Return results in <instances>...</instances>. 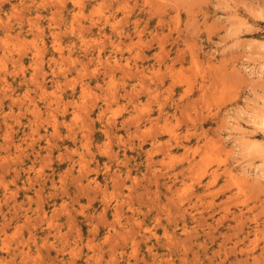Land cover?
<instances>
[{"label":"rangeland","instance_id":"rangeland-1","mask_svg":"<svg viewBox=\"0 0 264 264\" xmlns=\"http://www.w3.org/2000/svg\"><path fill=\"white\" fill-rule=\"evenodd\" d=\"M263 98L264 0H1L0 263L264 264Z\"/></svg>","mask_w":264,"mask_h":264},{"label":"bare ground","instance_id":"bare-ground-1","mask_svg":"<svg viewBox=\"0 0 264 264\" xmlns=\"http://www.w3.org/2000/svg\"><path fill=\"white\" fill-rule=\"evenodd\" d=\"M0 1H1V0H0ZM42 8H43V7H42ZM13 9L16 10L15 8H13ZM37 17H38V16H37ZM39 17H40V16H39ZM81 29H82V28H81ZM78 31H80V30H78ZM53 32H54V31H53ZM78 33H79V32H78ZM82 33H83V31H82ZM75 34H76V33H75ZM84 34H85V33H84ZM101 34H102V33H101ZM79 35H80V33L78 34V36H79ZM104 37H105V36H104ZM86 38H87V37H86ZM94 39H95V38H94ZM78 40H79V38H78ZM80 40H81V39H80ZM85 40H86V39H85ZM85 40H84V41H85ZM82 41H83V39H82ZM82 41H81V42H82ZM86 41H87V40H86ZM88 42H89V41H87L86 43H88ZM92 42H93V41H92ZM92 42H91V43H92ZM94 42H95V41H94ZM83 44H84V43H83ZM84 45L87 46V45H89V44H84ZM86 46H85V47H86ZM86 52H87V51H86ZM96 55H97V54H96ZM3 66H4V65H3ZM262 102L264 103V98H263ZM263 109H264V108H263ZM259 112H260V115L255 116V117L258 119V120H256V121L258 122V124H259L260 126H262L261 128H263V130H264V111H263V112L259 111ZM254 115H255V114H254ZM251 117H252V115H251ZM255 117H253V118L255 119ZM253 118H252V119H253ZM252 119H251V120H252ZM258 124H257V125H258ZM254 125H255V123H254ZM6 127H7V126H6ZM261 130H262V129H261ZM241 133H242V132H241ZM244 134H245V133H244ZM10 137H11V136H10ZM154 137H155V136H154ZM174 138H175V137H174ZM10 139H11V138H10ZM151 140H152V139H151ZM11 141H12V140H11ZM155 143H156V142H155ZM167 143H170V142H167ZM262 144H263V143H262ZM161 146H162V145H161ZM172 146H173V145H172ZM8 147H9V146H8ZM10 147H11V146H10ZM10 147H9V148H10ZM108 147H109V146H108ZM165 147H166V146H165ZM170 147H171V146H170ZM261 147H262V145H261ZM16 148H17V147H16ZM20 148H21V147H20ZM131 148H132V147H131ZM162 148H163V147H162ZM171 148H172V147H171ZM132 149H133V148H132ZM157 149H159V148H157ZM169 149H170V148H169ZM105 150H106V149H105ZM151 150H152V149H151ZM106 151H107V150H106ZM160 151H162V150H160ZM164 151H165V150H164ZM158 152H159V151H158ZM162 152H163V151H162ZM165 153H167V152L165 151ZM7 154H8V153H7ZM36 154H37V153H36ZM149 154H150V153H149ZM151 154H152V152H151ZM38 155H39V154H38ZM116 155H118V154H115V156H116ZM152 155H153V154H152ZM152 155H151V156H152ZM108 156L110 157V153H109ZM108 156H107V157H108ZM7 157H8V156H7ZM41 157H42V156H41ZM43 157H44V156H43ZM45 157H46V156H45ZM116 157H118V156H116ZM2 158H3V157H2ZM15 158H16V157H15ZM3 159H4V158H3ZM6 159H7V158H5V161H6ZM9 159H10V157H9ZM19 159H20V158H19ZM19 159H15V160H19ZM13 160H14V159H13ZM193 160H194V159H193ZM193 160H192V162H194ZM195 160H196V159H195ZM200 160H201V159H200ZM5 161H4V162H5ZM10 161H11V160H10ZM19 161H20V160H19ZM79 161H80V160H79ZM149 161H150V160H149ZM4 162H3V163H4ZM156 162H157V161H156ZM202 162H203V159H202ZM5 163H6V162H5ZM11 163H12V162H11ZM72 163H73V162H72ZM127 163H128V162H127ZM146 163H147V162H146ZM157 163H158V162H157ZM7 164H8V163H7ZM78 164H79V163H78ZM121 164H122V163H121ZM150 164H153V162L150 163ZM150 164H147V165H150ZM189 164H190V163H189ZM191 164L194 165L195 163H191ZM191 164H190V165H191ZM197 164H198V163H197ZM31 165H32V164H31ZM31 165H30V166H31ZM79 165H80V164H79ZM138 165H139V164H138ZM154 165H155V164H154ZM193 165H192V167H193ZM1 166H2V165H1ZM72 166H74V165H72ZM200 166H201V165H200ZM200 166H199V168H200ZM9 167H10V166H9ZM80 167H81V165H80ZM80 167H79V169L83 168V165H82L81 168H80ZM85 167H86V166H85ZM108 167H109V166H108ZM186 167H189V166L187 165ZM186 167H185V168H186ZM168 168H169V167H168ZM263 168H264V167H263ZM2 169H3V168H2ZM5 169H6V168H5ZM8 169H9V168H8ZM86 169H87V168H86ZM90 169H91V168H90ZM127 169H128V168H127ZM145 169H146V168H145ZM145 169H144V171H145ZM200 169H201V168H200ZM24 170H25V169H24ZM88 170H89V169H88ZM139 170H140V169H139ZM152 170H153V169H152ZM179 170H180V169H179ZM193 170H195V168H194ZM78 171H79V170H78ZM83 171H84V170H83ZM90 171H91V170H90ZM90 171H89V172H90ZM116 171H117V170H116ZM181 171H183V170H181ZM243 171H245V169H243ZM243 171H242V173H243ZM28 172H29V171H28ZM67 172H69V171H67ZM84 172H85V171H84ZM192 172H193V171H192ZM128 173H129V172H128ZM144 173H145V172H144ZM183 173H184V172H183ZM233 173H234V172H232V171L229 169V171H228V175H229L230 177H234V176H235V175H233ZM0 174H1V173H0ZM38 174H39V172H38ZM40 174H41V173H40ZM77 174H78V173H77ZM82 174H83V173H82ZM86 174H88V172H87ZM117 174H121V173L117 172ZM187 174H188V173H187ZM189 174H192V173L190 172ZM214 174H215V172H214ZM214 174H213V175H214ZM235 174H236V173H235ZM61 175H63V174H61ZM133 175H134V174H133ZM147 175H149V174H147ZM153 175H154V174H153ZM155 175H156V174H155ZM166 175H167V174H166ZM180 175H181V173H180ZM183 175H184V174H183ZM183 175H182V176H183ZM193 175H194V174H193ZM193 175H192V176H193ZM203 175H204V172H203ZM215 175H216V174H215ZM79 176L82 177L81 175H79ZM84 176H85V175H84ZM111 176H112V175H111ZM111 176H110V177H111ZM113 176H114V175H113ZM116 176H119V175H116ZM131 176H132V175H131ZM157 176H158V175H157ZM160 176H161V175H160ZM163 176H164V175H163ZM173 176H174V175H173ZM175 176H176V175H175ZM177 176H178V174H177ZM216 176H217V175H216ZM248 176H249V175H248ZM1 177H2V176H1ZM1 177H0V178H1ZM33 177H34V176H33ZM35 177L37 178V176H35ZM80 177H78V176L75 177V178L73 179L72 182H73L74 184H75V183H76V184H77V183H78V184H82V179H81ZM124 177H125V176H124ZM132 177H133V176H132ZM147 177H148V176H147ZM150 177H151V176H150ZM150 177H148V178H150ZM154 177H155V176H154ZM161 177H162V176H161ZM164 177H165V176H164ZM169 177H170V176H169ZM186 177H188V175H187ZM190 177H191V176H190ZM242 177H243V176H242ZM63 178H64V179L62 180V183H61V184H62V189H61L62 191H61V192H62V194H63L64 197H65V196H70V194H69L70 186H69L68 182L65 181L66 178H67L66 174H65V176H64ZM112 178H114V177H112ZM125 178H126V177H125ZM129 178H130V177H129ZM143 178H144V175H143ZM159 178H160V177H159ZM175 178H176V177H175ZM214 178H215V177H214ZM245 178H246V177H245ZM11 179H12V178H11ZM30 179H31V178H30ZM115 179H116V178H115ZM126 179H127V178H126ZM152 179L154 180V178H152ZM168 179H169V178H168ZM199 179H200V178H199ZM231 179H232V178H231ZM7 180H8V179H7ZM36 180H37V179H36ZM128 180H129V179H128ZM147 180H148V179H147ZM244 180H246V179H244ZM3 181H4V180H3ZM64 181H65V182H64ZM119 181H120V180H119ZM145 181H146V180H145ZM173 181H174V180H172V183H173ZM175 181H176V179H175ZM175 181H174V182H175ZM1 182H2V181H1ZM43 182H44V180H43ZM95 182H96V181H95ZM95 182H94V183H95ZM112 182H113V181H112ZM115 182H116V181H115ZM133 182H134V181H133ZM146 182H147V181H146ZM150 182H151V181H150ZM153 182H154V181H153ZM155 182H156V181H155ZM157 182H158V180H157ZM198 182H199V181H198ZM198 182H197V183H198ZM84 183H85V182H84ZM119 183H121V182H119ZM119 183H118V184H119ZM134 183H135V182H134ZM148 183H149V182H148ZM172 183H171V185H172ZM76 184H75V185H76ZM78 184H77V185H78ZM90 184H91V183H90ZM95 184H96V183H95ZM113 184H114V185H113L114 188H116V187H115L116 183H113ZM137 184H138V183H137ZM155 184H156V183H155ZM155 184H154V189H155ZM0 185H1V183H0ZM124 185H125V184H124ZM156 185H157V184H156ZM169 185H170V184H169ZM169 185H167V186H169ZM79 186H80V185H79ZM81 186H82V185H81ZM81 186H80L81 189H82V188L85 189V187H81ZM84 186H85V185H84ZM95 186H96V185H95ZM98 186H99V185H98ZM103 186H104V185H103ZM111 186H112V185H111ZM146 186H148V185H146ZM75 187H76V186H75ZM88 187H89V185H88ZM144 187H145V186H144ZM42 188H43V187H42ZM42 188H40V189H42ZM104 188H106V187H104ZM122 188H123V187H122ZM142 188H143V187H142ZM142 188H141V189H142ZM148 188H149V187H148ZM156 188H157V187H156ZM6 189H7V188H6ZM81 189L78 190L77 187H76V190H75V191L80 193ZM86 189H87V188H86ZM92 189H93V188H92ZM117 189H118V186H117V188L115 189L114 192H117V193H118V191H116ZM130 189H132V188H128V190H130ZM146 189H147V188H146ZM163 189H164V188H163ZM190 189H192V188H190ZM82 190H83V189H82ZM88 190H89V188H88ZM90 190H91V189H90ZM90 190H89L88 192L86 191V192H87L86 196H87V198L90 199V200H92V199L94 198L95 195H98V194H102V195H103V194L105 193V192L103 191V190H105V189L100 190L99 187H95V188L93 189L94 191H92V190L90 191ZM134 190H135V189H134ZM152 190H153V189H152ZM168 190L170 191L169 188H168ZM173 190H174V189H173ZM173 190H172V191H173ZM84 191H85V190H84ZM105 191H106V190H105ZM139 191H140V190H139ZM147 191H148V190H147ZM155 191H156V190H155ZM166 191H167V190H166ZM172 191H171V192H172ZM40 192H41V191H40ZM76 192H75V193H76ZM142 192H143V191H142ZM189 192H190V191H189ZM128 193H129V192H128ZM139 193H140V192H139ZM139 193H138V194H139ZM144 193H145V190H144ZM147 193H148V192H147ZM155 193H156V192H155ZM172 193H173V192H172ZM181 193H182V192H181ZM202 193H203V192H202ZM156 194H157V193H156ZM188 194H189V193H188ZM194 194H195V193H194ZM72 195H73V194H72ZM72 195H71L70 197H72ZM77 195H78V193H76V195H74L75 198L72 197V198H73V201L78 202L77 199H79V198H76ZM104 195H105V194H104ZM122 195H123V194H122ZM129 195H130V193L128 194V196H129ZM131 195H132V194H131ZM141 195H142V193H141ZM145 195H147V194H145ZM148 195H149V194H148ZM150 195H151V194H150ZM164 195H165V194H164ZM184 195H185V194H184ZM197 195H198V197H200L199 194H197ZM125 196H126V195H125ZM138 196H139V195H138ZM138 196H136V198L139 199L140 196H139V197H138ZM167 196H169V195H167ZM171 196H172V194H171ZM187 196H188V195H187ZM187 196H186V197H187ZM102 197H103V196H102ZM112 197H113V196H112ZM163 197H164V196H163ZM165 197H166V195H165ZM189 197H190V196H189ZM196 197H197V196H196ZM30 198H31V197H30ZM37 198H38V197H37ZM91 198H92V199H91ZM110 198H111V197H110ZM129 198H131V197H129ZM178 198L181 199L180 196H179ZM182 198H183V196H182ZM28 199H29V198H28ZM104 199L106 200L105 196H104ZM104 199L102 198L101 200H104ZM134 199H135V198H134ZM148 199H149V198H148ZM150 199H151V198H150ZM165 199H167V198H165ZM170 199H171V198H170ZM172 199H173V198H172ZM174 199H175V198H174ZM185 199H186V198H185ZM200 199H201V197H200ZM29 200H30V199H29ZM109 200H110V199H109ZM118 200H119V199H118ZM123 200H124V199H123ZM142 200H143V199H142ZM152 200H153V198H152ZM152 200H151V201H152ZM154 200H155V199H154ZM154 200H153V201H154ZM156 200H157V198H156ZM176 200H177V202H178V199H176ZM183 200H184V198H183ZM196 200H197V199H196ZM93 201H94V200H93ZM93 201H92V202H93ZM170 201L173 202L172 200H170ZM179 201H180V200H179ZM181 201H182V199H181ZM185 201H186V200H185ZM197 201H198V200H197ZM101 202H102V201H101ZM149 202H150V200H149ZM166 202H167V200H166ZM171 202H170L169 204H171V205L174 204V203H171ZM187 202H188V201H187ZM103 203H104V202H103ZM120 203H121V202H120ZM120 203H119V204H120ZM122 203H123V202H122ZM122 203H121V204H122ZM135 203H136V201H135ZM139 203H140V202H139ZM143 203H144V202H143ZM146 203H147V202H146ZM152 203H153V205H154V202H152ZM159 203H160V202H159ZM183 203H184V202H183ZM124 204H126V203H124ZM128 204H129V203H128ZM128 204H127V207H128ZM162 204H164V203H162ZM195 204H196V203H195ZM106 205H108V204L106 203ZM117 205H118V204H117ZM122 205H123V204H122ZM147 205H148V203H147ZM155 205H156V204H155ZM157 205H158V203H157ZM175 205H176V204H175ZM177 205H178V204H177ZM181 205H182V204H181ZM191 205H192V204H191ZM201 205H202V204H201ZM88 206H89V205H88ZM150 206H151V204H150ZM163 206H164V205H163ZM167 206H168V205H167ZM178 206H179V205H178ZM178 206H177V207H178ZM188 206H189V205H188ZM188 206H187V207H188ZM196 206H197V204H196ZM155 207H156V206H155ZM161 207H162V206H161ZM168 207H170V205H169ZM173 207H174V206H173ZM191 207H192V206H191ZM193 207H194V206H193ZM193 207H192V208H193ZM107 208H108V207H107ZM107 208H106V209H107ZM109 208H110V207H109ZM114 208H115V207H114ZM114 208H113V209H114ZM131 208H132V207H131ZM136 208H137V207H136ZM175 208H176V207H175ZM183 208H184L183 210H186V209H185L186 207H183ZM195 208H196V207H195ZM104 209H105V208H104ZM117 209H118V208H116V211H117ZM134 209H135V206H134ZM158 209H159V208H158ZM163 209H164V208H163ZM181 209H182V207H181ZM189 209H191V208H189ZM120 210H121V209H120ZM120 210H119V211H120ZM136 210H137V209H136ZM177 210H178V209H177ZM116 211H115V212H116ZM129 211H132V213H133V210H130V209H129ZM154 211H155V210H154ZM163 211H164V210H163ZM175 211H176V210H175ZM175 211H174V212H175ZM186 211H187V210H186ZM73 212H74V211H73ZM113 212H114V211H113ZM182 212H183V211H182ZM67 213H68V212H67ZM67 213H66V214H67ZM103 213H104V212H103ZM103 213H102V214H103ZM116 213H117V212H116ZM120 213H121V212H120ZM157 213H158V212H157ZM161 213H162V212H161ZM168 213H169V212H168ZM171 213H172V212H171ZM171 213H170V214H171ZM175 213H176V212H175ZM179 213H180V211H179ZM104 214H105V213H104ZM155 214H156V213H155ZM158 214H159V213H158ZM172 214H173V213H172ZM177 214H178V213H177ZM180 214H181V213H180ZM180 214H179V215H180ZM131 215H132V214H131ZM133 215H134V214H133ZM168 215H169V214H168ZM179 215H178V216H179ZM200 215H201V214H200ZM99 216H100V215H99ZM116 216H118V215H116ZM173 216H174V215H173ZM176 216H177V215H176ZM183 216L185 217L184 214H183ZM183 216H182V217H183ZM3 217H4V216H3ZM35 217H36V216H35ZM114 217H115V216H114ZM118 217H119V216H118ZM151 217H152V216H151ZM170 217H171V216H170ZM174 217H175V216H174ZM174 217H172V218L174 219ZM4 218H5V217H4ZM12 218H13V217H12ZM32 218H33V217H32ZM37 218H38V216L36 217V219H37ZM39 218H40V216H39ZM75 218H76L75 215H74L73 213H70V212H69V213L67 214V216L65 217V221H66V223H68V224H72V223L74 222ZM105 218H106V217H105ZM120 218H121V217H120ZM120 218H119V219H120ZM26 219H27V218H26ZM34 219H35V218H33V221H34ZM36 219H35V221H36ZM113 219H114V218H113ZM115 219H116V218H115ZM115 219H114V220H115ZM119 219H118V222H119ZM125 219H126V218H125ZM24 220H25V219H24ZM27 220H28V219H27ZM48 220H49V219H48ZM98 220H99V219H98ZM114 220H113V221H114ZM127 220H129V218H128ZM155 220H156V219H155ZM197 220L199 221L200 219L198 218ZM25 221H26V220H25ZM102 221H103V219H102ZM113 221H112V222H113ZM116 221H117V220H116ZM116 221H115V222H116ZM132 221H133V220H132ZM184 221H185V218H184ZM198 221H197V222H198ZM203 221H204V220H203ZM43 222H44V221H43ZM103 222H104V221H103ZM127 222H128V221H127ZM130 222H131V221H130ZM130 222H129V223H130ZM25 223H26V222H25ZM27 223H28V222H27ZM31 223H32V222H31ZM31 223H30V225H31ZM40 223H41V222H40ZM113 223H114V222H113ZM135 223H136V222H135ZM135 223H134V224H135ZM138 223H140V222H138ZM199 223L202 224L201 221H200ZM32 224H33V223H32ZM43 224H44V223H43ZM110 224H111V223H110ZM127 224H128V223H127ZM140 224H141V223H140ZM140 224H139V225H140ZM2 225H3V224H2ZM16 225H17V224H16ZM36 225H37V224H36ZM53 225H54V224H53ZM66 225H67V224H66ZM136 225H137V224H136ZM136 225H134V226H136ZM39 226H41V225H39ZM73 226H74V225H73ZM110 226H111V225H110ZM118 226H119V225H118ZM123 226H124V225H123ZM129 226H130V225H129ZM129 226H128V227H129ZM137 226H138V225H137ZM30 227H31V226H30ZM34 227H35V226H34ZM37 227H38V226H37ZM132 227H133V226H131V228H132ZM129 228H130V227H129ZM131 228H130V230H131ZM138 228H139V227H138ZM138 228H137V229H138ZM140 228H141V227H140ZM161 228H162V227H161ZM111 229H112V228H111ZM135 229H136V228H135ZM135 229H134V230H135ZM185 229H186V228H185ZM3 230H4V229H3ZM130 230H129V231H130ZM141 230H142V228H141ZM57 231H58V230H57ZM129 231H128V232H129ZM131 231H132V230H131ZM131 231H130V232H131ZM147 231H149V230H147ZM166 231H168V230H166ZM122 232H123V230H122ZM122 232H120V234H121ZM126 232H127V231H126ZM126 232H124V234H122V235H124L126 238H128V236H130L131 233H129V234L127 233V235H125ZM31 233H32V232H31ZM95 233H96V232H95ZM108 233H109V232H108ZM116 233H117V232H116ZM150 233H151V231H150ZM29 234H30V233H29ZM48 234H49V233H48ZM154 234H155V233H154ZM168 234H170V233H168ZM118 235H119V234H118ZM118 235H117V236H118ZM122 235H120V236H122ZM156 235H157V234H156ZM166 235H167V234H166ZM189 235H190V234H189ZM31 236H32V234H31ZM33 236H34V235H33ZM46 236H47V235H46ZM113 236H114V235H113ZM113 236H111V235L108 236V235H107V237H113ZM131 236H132V235H131ZM133 236H134V235H133ZM145 236H146V235H145ZM145 236H144V237H145ZM190 236H191V235H190ZM43 237H44V236H43ZM125 237H124V238H125ZM135 237H136V235H135ZM147 237H148V236H147ZM150 237H151V235H150ZM154 237H155V236H154ZM157 237H158V236H157ZM167 237H168V236H167ZM170 237H171V236H170ZM170 237H169V238H170ZM94 238H95V237H94ZM103 238H104V237H103ZM114 238H115V237H114ZM119 238H120V237H119ZM119 238H118V239H119ZM126 238L123 239V242H124V240H126ZM129 238H130V237H129ZM131 238H132V237H131ZM187 238H188V237H187ZM31 239H32V237H31ZM107 239H108V238H107ZM110 239H113V238H109V240H110ZM129 240H130V239H129ZM131 240H132V239H131ZM172 240H173V239H172ZM106 241H107V240H106ZM110 241H111V240H110ZM173 241H174V240H173ZM176 241H177V239H176ZM112 242H113V240H112ZM165 242H166V241H165ZM170 242H171V241H169V243H170ZM177 242H178V241H177ZM34 243H35V242H34ZM126 243H127V241H126ZM169 243H168V244H169ZM171 243H172V242H171ZM179 243H180V242H179ZM32 244H33V243H32ZM43 244H45V243H43ZM101 244H102V243H101ZM117 244H119V243H117ZM35 245H36V244H35ZM66 245H67V244H66ZM68 245H69V244H68ZM89 245H90V244H89ZM124 245H125V244H123V246H124ZM133 245H135V244H133ZM172 245H173V244H172ZM42 246H43V245H42ZM64 246H65V245H64ZM92 246H93V245H92ZM110 246H111V244H110ZM112 246H113V245H112ZM112 246H111V247H112ZM170 246H171V244H170ZM45 247H46V246H45ZM70 247H71V246H70ZM118 247H119V245H118ZM121 247H122V246H121ZM134 247H135V246H134ZM43 248H44V246H43ZM96 248H97V247H96ZM122 248H123V247H122ZM136 248H137V244H136ZM166 248H167V247H166ZM170 248H171V247H170ZM4 249H5V248H4ZM63 249H64V247H62V250H63ZM106 249H109V248H106ZM111 249H112V248H111ZM120 249H121V248H120ZM120 249H119V250H120ZM20 250H21V249H20ZM20 250H19V251H20ZM24 250H25V249H24ZM64 250H65V249H64ZM66 250H67V249H66ZM97 250H98V249H97ZM116 250H117V249H116ZM116 250H115V251H116ZM119 250H118V251H119ZM185 250H186V249H185ZM29 251H30V250H29ZM60 251H61V250H60ZM109 251H110V250H109ZM133 251H134V250H133ZM30 252H31V251H30ZM30 252H29V253H30ZM57 252H58V251H57ZM61 252H62V251H61ZM101 252H102V251H101ZM22 253H23V252H22ZM25 253L27 254L26 251L24 252V254H25ZM113 253H115V252H113ZM117 253H118V252H117ZM134 253H135V252H134ZM182 253H183V252H182ZM14 254H15V253H14ZM135 254H136V253H135ZM21 255H22V254H21ZM155 255H156V254H155ZM184 255H185V254H184ZM12 256H13V255H12ZM131 256H132V255H131ZM70 257H71V256H70ZM75 257H76V255H75ZM77 257H78V256H77ZM154 257H155V256H154ZM23 258H24V257H23ZM23 258H22V260H25V259H23ZM101 260H102V259H101ZM113 260H114V259H113ZM180 260H181V259H180ZM98 261H99V260H98ZM0 262H1V261H0ZM72 262H73V261H71V264L74 263V262H73V263H72ZM126 262H127V261H126ZM182 262H183V261H182ZM149 263H150V262H149ZM168 263H170V262L168 261ZM0 264H1V263H0ZM114 264H115V263H114ZM130 264H131V263H130Z\"/></svg>","mask_w":264,"mask_h":264}]
</instances>
